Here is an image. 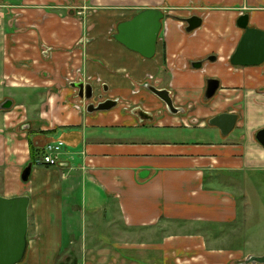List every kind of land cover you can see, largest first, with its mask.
Returning <instances> with one entry per match:
<instances>
[{"label": "crops", "instance_id": "crops-1", "mask_svg": "<svg viewBox=\"0 0 264 264\" xmlns=\"http://www.w3.org/2000/svg\"><path fill=\"white\" fill-rule=\"evenodd\" d=\"M146 8L166 14L151 58L113 38L119 22ZM242 13L264 31V0H0V89L13 102L2 114L0 195L29 196L28 243L18 264H84L60 258L76 245L97 248L91 234L74 231L76 209L64 215L65 199L78 191L85 224L106 219L123 233L122 248L140 250L141 264H245L264 253V232L249 226L253 217L238 203L236 174L264 171L255 139L264 127V61L229 63ZM191 15L202 22L186 32L181 19ZM198 60L202 67L192 68ZM207 78L219 87L205 100ZM73 82L90 83L92 98L80 97ZM144 83L167 89L177 107H194L187 116L204 129L178 132L181 120ZM106 99L117 104L86 111ZM131 105L152 120L140 121ZM222 112L237 115L227 135L208 123ZM29 139L35 149L56 139L64 146L56 165L31 162L24 182ZM124 256L112 264H137Z\"/></svg>", "mask_w": 264, "mask_h": 264}, {"label": "water", "instance_id": "water-1", "mask_svg": "<svg viewBox=\"0 0 264 264\" xmlns=\"http://www.w3.org/2000/svg\"><path fill=\"white\" fill-rule=\"evenodd\" d=\"M166 16L160 9L146 8L138 11L130 19L121 21L116 26L113 38L126 48L138 53L144 58H151L155 54L158 35L161 29V21ZM185 23V31H194L201 25L202 19L198 15H191L181 19ZM236 25L243 30L235 51L229 58L232 66L259 65L264 61V31L248 25V14L242 13L236 19ZM209 57L208 60H214ZM203 60L192 61V68H201ZM72 87L78 89V95L90 100L93 89L90 83L73 82ZM144 87L157 96L165 104L168 113L176 115L182 108L173 104L167 89L156 88L148 83ZM219 87L215 78H207L203 98L205 100L214 96ZM117 104L116 100L106 99L94 106L87 105L86 111L108 110ZM13 102L5 98L0 102V110L11 108ZM132 114L140 121L152 120V114L136 107ZM237 115L231 112L219 113L210 119L208 123L217 127L222 135H227L233 128ZM256 141L264 147V127L255 133ZM31 171V162H28L21 171V180L26 182ZM28 195H16L5 197L0 195V264L20 263L26 251L28 239ZM248 263L264 264V253L262 255H249L245 260Z\"/></svg>", "mask_w": 264, "mask_h": 264}, {"label": "rangeland", "instance_id": "rangeland-1", "mask_svg": "<svg viewBox=\"0 0 264 264\" xmlns=\"http://www.w3.org/2000/svg\"><path fill=\"white\" fill-rule=\"evenodd\" d=\"M95 90V94L97 93V90ZM10 94L7 93V91L0 89V102L3 101L5 98H10ZM200 103V102H199ZM198 103V104H199ZM201 104V103H200ZM185 108V107H184ZM182 107V111L178 112L176 114V117L181 120V124L179 127H176L178 132H201L204 128L201 130L198 129V120L195 122L191 121L193 119H189L187 116L189 110H194V107H190L187 109H184ZM164 111L167 112L170 116H173V114L168 113L166 109ZM3 110H0V130L2 129L3 126ZM159 117V115H155L154 121ZM187 122V123H186ZM188 124V125H185ZM207 125V123H206ZM208 127V126H206ZM238 176V180L241 182L240 185V190L241 193L243 194L240 199H238L239 205L242 204V208L239 209L240 213H247V215L253 217L250 222L249 226L252 228H260L262 232H264V171H258V170H243L241 172H238L236 174ZM250 184L253 185L254 191H250L249 188ZM64 215H67L68 213H72L71 209L74 207L76 209L74 213V218H72V224L75 226V232L80 233L81 231L83 232L82 234H85V236H88L91 234L92 240L94 243H96L95 249H87L86 251L84 250H78L77 245L75 248L71 251H65L61 255V259L65 261V255L69 256L70 259H77L84 261V264H112L113 260L115 257H126L124 255L131 254L132 256H135L137 258L136 263H140V250L136 249H125L122 248L123 245L119 244L120 242L123 243V233L121 231H117L114 229V226L108 227L105 224L106 219L101 218L100 221L97 223H93L91 226V229L89 228L88 224L86 225L88 220V216L82 217V211H80V207H82V197L80 191L78 193L76 192L74 194V198L71 199V197L66 198L64 201ZM245 213V214H246ZM113 220V217H112ZM119 228V227H118ZM85 232V233H84ZM140 241V239H137ZM136 242V241H134ZM139 242L135 243V245H138ZM88 246L91 245L90 242L87 243ZM115 244V245H114ZM116 245H119V247H116ZM136 247V246H134ZM131 251V252H130ZM69 253V254H68ZM155 253L151 252V254L143 257V259H150L153 258ZM156 255V254H155ZM148 257V258H147ZM116 264V262H115ZM119 264V263H118ZM260 264V263H258Z\"/></svg>", "mask_w": 264, "mask_h": 264}, {"label": "built area", "instance_id": "built-area-1", "mask_svg": "<svg viewBox=\"0 0 264 264\" xmlns=\"http://www.w3.org/2000/svg\"><path fill=\"white\" fill-rule=\"evenodd\" d=\"M63 146L64 142L60 139L47 142L42 148L41 156L38 157L36 161L48 166L56 165Z\"/></svg>", "mask_w": 264, "mask_h": 264}, {"label": "trees", "instance_id": "trees-1", "mask_svg": "<svg viewBox=\"0 0 264 264\" xmlns=\"http://www.w3.org/2000/svg\"><path fill=\"white\" fill-rule=\"evenodd\" d=\"M28 147H29V154H30V162L34 163L35 159L41 156L42 149H35V146L33 145L31 139H29L28 141ZM60 264H64V263H60Z\"/></svg>", "mask_w": 264, "mask_h": 264}, {"label": "flooded vegetation", "instance_id": "flooded-vegetation-1", "mask_svg": "<svg viewBox=\"0 0 264 264\" xmlns=\"http://www.w3.org/2000/svg\"><path fill=\"white\" fill-rule=\"evenodd\" d=\"M204 62V61H203ZM145 84V83H144ZM149 84V83H148ZM144 86V85H143ZM170 93V92H169ZM170 96H171V93H170ZM162 101V100H161ZM172 102H173V99H172ZM162 103H163V101H162ZM174 104V103H173ZM163 105L165 106V104L163 103ZM136 107H139V105H131V106H128L127 107V109H129V111L131 112V114H132V110L134 109V108H136ZM140 108V107H139ZM165 109H166V107H165ZM144 111V110H143ZM133 115V114H132Z\"/></svg>", "mask_w": 264, "mask_h": 264}]
</instances>
